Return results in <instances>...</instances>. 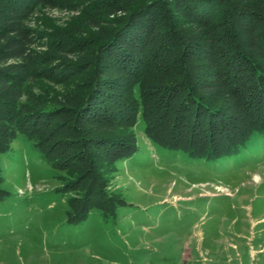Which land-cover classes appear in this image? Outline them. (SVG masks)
I'll return each mask as SVG.
<instances>
[{
	"label": "trees",
	"instance_id": "16d2710c",
	"mask_svg": "<svg viewBox=\"0 0 264 264\" xmlns=\"http://www.w3.org/2000/svg\"><path fill=\"white\" fill-rule=\"evenodd\" d=\"M79 5L66 25L42 15ZM140 121L154 146L212 163L264 137V0H0V158L23 136L94 197ZM88 200L69 201L72 221L115 213Z\"/></svg>",
	"mask_w": 264,
	"mask_h": 264
},
{
	"label": "rangeland",
	"instance_id": "374dc122",
	"mask_svg": "<svg viewBox=\"0 0 264 264\" xmlns=\"http://www.w3.org/2000/svg\"><path fill=\"white\" fill-rule=\"evenodd\" d=\"M84 10L42 15L66 25ZM135 133L134 155L101 177L94 197L69 164L52 168L19 136L0 158V264H264V137L212 163L154 146L142 121ZM86 196L115 213L94 208L72 221L69 201Z\"/></svg>",
	"mask_w": 264,
	"mask_h": 264
},
{
	"label": "bare ground",
	"instance_id": "6f19581e",
	"mask_svg": "<svg viewBox=\"0 0 264 264\" xmlns=\"http://www.w3.org/2000/svg\"><path fill=\"white\" fill-rule=\"evenodd\" d=\"M255 178L258 179V176H256Z\"/></svg>",
	"mask_w": 264,
	"mask_h": 264
}]
</instances>
